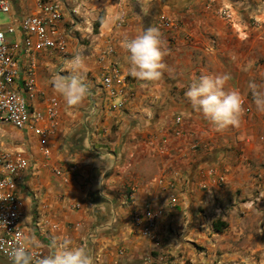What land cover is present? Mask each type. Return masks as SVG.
<instances>
[{
	"label": "crops",
	"instance_id": "1",
	"mask_svg": "<svg viewBox=\"0 0 264 264\" xmlns=\"http://www.w3.org/2000/svg\"><path fill=\"white\" fill-rule=\"evenodd\" d=\"M61 1L66 57L26 52L19 34L10 42L17 45L20 71L12 88L23 93L33 62L39 94L31 105L44 109L54 98L57 113L44 139L49 156L41 149L43 137L21 133L32 162L16 188L24 234L44 255L54 237L67 235L76 245L87 244L96 264H229L234 254L226 234L212 224L226 223L228 198L244 185L253 189L260 179L255 173L263 172L264 114L256 111L248 85L264 77V0ZM35 2L17 0L12 12L30 15ZM152 25L167 43L168 69L144 87L128 73L122 41ZM78 49L87 56L91 95L68 109L50 80ZM110 63L120 73L113 88H123L126 99L111 111L100 90ZM201 72L231 74L227 87L245 101L239 127L215 132L192 110L185 92ZM146 208L158 213L153 239L140 235L142 221H132Z\"/></svg>",
	"mask_w": 264,
	"mask_h": 264
},
{
	"label": "built area",
	"instance_id": "2",
	"mask_svg": "<svg viewBox=\"0 0 264 264\" xmlns=\"http://www.w3.org/2000/svg\"><path fill=\"white\" fill-rule=\"evenodd\" d=\"M16 1L0 0V12L11 13ZM62 13L61 0H36L33 13L19 18L16 27L9 25L6 33L19 34L26 52L48 50L66 57V32L59 27ZM159 20L169 26L163 16H160ZM119 23L121 24L122 21ZM16 48V44L6 42L5 34L0 30V127L9 126L21 133L28 131L37 133L43 137L41 143L43 154L49 156L50 152L44 139L53 132L56 125V100L49 98L44 109H36L31 105L39 94L34 79V64L31 61L24 75L23 93L12 88L20 75ZM106 53L108 55L113 53L112 46H108ZM119 79L120 73L116 64L110 63L101 78L100 85L109 111L120 109L126 101L123 88L119 90L113 88L114 81ZM173 121L178 125L180 117H174ZM31 169L32 162L24 151H9L1 147L0 143V244L5 246L14 241L17 232L24 233L22 210L16 188ZM68 171L74 172V167ZM157 216L158 213L150 208L144 209L141 214L133 213L134 224L139 225L141 221L143 223L140 231L142 237L154 238ZM39 250L43 254L42 249ZM0 259L12 262L3 250H0ZM146 264H172V262L162 260L156 263L150 259Z\"/></svg>",
	"mask_w": 264,
	"mask_h": 264
},
{
	"label": "clouds",
	"instance_id": "3",
	"mask_svg": "<svg viewBox=\"0 0 264 264\" xmlns=\"http://www.w3.org/2000/svg\"><path fill=\"white\" fill-rule=\"evenodd\" d=\"M141 10L145 15L148 14V10ZM122 48L127 53L125 58L129 75L141 82L142 86L147 87L164 77L168 69L164 60L169 51L159 28L152 25L147 29L142 28L133 37L126 36ZM86 61L83 49L73 51L50 80L54 93L68 109L83 106L91 95ZM231 79L230 73L201 72L199 76L193 75L185 92L192 110L199 113L218 133L230 127H239L245 114V101L241 93L227 87ZM248 88L256 111L264 114V77L250 81ZM40 247L34 238L22 232L16 233L10 245L0 244V250L9 256L12 264H96L88 245H76L67 235L54 237L47 255L41 253Z\"/></svg>",
	"mask_w": 264,
	"mask_h": 264
},
{
	"label": "rangeland",
	"instance_id": "4",
	"mask_svg": "<svg viewBox=\"0 0 264 264\" xmlns=\"http://www.w3.org/2000/svg\"><path fill=\"white\" fill-rule=\"evenodd\" d=\"M18 19L13 12H0V30L5 34L7 43L14 40L15 35H8L6 29L11 24L16 27ZM248 112L247 110L246 113ZM0 135L1 147L9 151L22 148L25 155L29 156L30 151L25 147L21 132L9 126H2ZM261 168L262 173L258 171L255 173L257 179L260 174V179L253 189L249 190L244 185V188L237 189L228 198L224 217L226 223L214 221H220L225 225L221 232H225L230 244L229 253L234 254H230L233 259L229 264H264V163L261 164ZM0 264L12 262L0 259Z\"/></svg>",
	"mask_w": 264,
	"mask_h": 264
},
{
	"label": "trees",
	"instance_id": "5",
	"mask_svg": "<svg viewBox=\"0 0 264 264\" xmlns=\"http://www.w3.org/2000/svg\"><path fill=\"white\" fill-rule=\"evenodd\" d=\"M98 25H99V23L96 24V26H98ZM224 227H225V225L223 223H221L220 221H216L212 224V228L216 232H221Z\"/></svg>",
	"mask_w": 264,
	"mask_h": 264
}]
</instances>
